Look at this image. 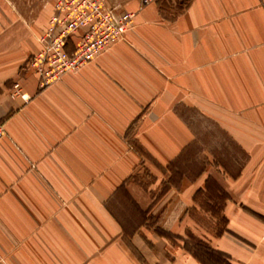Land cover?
Here are the masks:
<instances>
[{
  "label": "crops",
  "instance_id": "0c3cea01",
  "mask_svg": "<svg viewBox=\"0 0 264 264\" xmlns=\"http://www.w3.org/2000/svg\"><path fill=\"white\" fill-rule=\"evenodd\" d=\"M141 2L123 40L44 88L28 61L49 18L0 15V264H205L174 239L199 233L206 193L226 225L202 240L264 264V0H193L174 18ZM187 110L239 147V168H170L199 140Z\"/></svg>",
  "mask_w": 264,
  "mask_h": 264
},
{
  "label": "built area",
  "instance_id": "2783aa9c",
  "mask_svg": "<svg viewBox=\"0 0 264 264\" xmlns=\"http://www.w3.org/2000/svg\"><path fill=\"white\" fill-rule=\"evenodd\" d=\"M135 18L136 12L120 11L105 0H57L47 27L38 38L41 47L28 61L39 77V86L44 88L65 74L80 70L123 40ZM72 41L74 49L70 50L68 44ZM14 89L24 100L29 99L26 93H21L19 82ZM5 134L0 118V139Z\"/></svg>",
  "mask_w": 264,
  "mask_h": 264
},
{
  "label": "rangeland",
  "instance_id": "374dc122",
  "mask_svg": "<svg viewBox=\"0 0 264 264\" xmlns=\"http://www.w3.org/2000/svg\"><path fill=\"white\" fill-rule=\"evenodd\" d=\"M56 1L57 0H0V15H7L6 17L8 18L6 11L11 8L16 12L15 15H20L24 18H27L28 21L32 22L33 25L40 24L42 26L52 14ZM105 1L108 5L116 7L120 11H134L130 8L134 0ZM192 1L193 0H150L148 3H155L159 6L163 15L174 18L184 12L192 3ZM142 3L147 4L144 0H142L141 4ZM186 116L192 122L194 127L198 129L199 140L190 149L189 155L192 157L183 163L182 161L174 162L172 165H170L171 169L176 170L178 168L179 172L180 170L184 169V173L188 172L191 176H193L196 173V170L207 164L219 165V163H231L232 165H235H233L235 169L239 168L240 164H242L244 160V155L242 152H240L239 147L235 145L234 142H232L224 132L219 130L211 121H202V119L196 115L194 110H187ZM204 149L206 150L207 154L210 153V157L209 154L208 156L204 154ZM197 154L201 156L198 157L196 156ZM180 176V174L175 173L173 179L179 180ZM134 178L136 179L135 181L137 185L141 186L142 189H146V187L150 183H153L155 179L152 172L143 164L139 168L138 172H136L134 175ZM150 192L151 198L157 196L158 191ZM207 195H209V193H206L205 196L202 194L198 195L201 206L200 210H197L196 213L197 217L199 218V224L201 225V227H199V233L195 235L189 232L190 234L188 233L186 238H183L182 240L174 239L175 242L183 243L184 245H188L189 247L199 250V246H202V244L200 245V240H202L200 236H205L206 233L210 235L212 233H216L217 231H222L225 228V221L218 211L219 206L209 204L208 200L206 199ZM209 196L211 197V195ZM147 198L149 199V197ZM123 208H125V213L127 211L128 214L130 213V215H133L129 206L125 204ZM203 209H209L210 211L215 212L218 211L219 220H213L212 216L209 214L206 215V212L204 213ZM134 213L137 215L136 212ZM203 241L204 243L208 244L205 239Z\"/></svg>",
  "mask_w": 264,
  "mask_h": 264
},
{
  "label": "trees",
  "instance_id": "16d2710c",
  "mask_svg": "<svg viewBox=\"0 0 264 264\" xmlns=\"http://www.w3.org/2000/svg\"><path fill=\"white\" fill-rule=\"evenodd\" d=\"M199 250L189 247L193 251L194 255L202 259L205 264H231L225 257V255L219 251L212 249L208 244L200 240Z\"/></svg>",
  "mask_w": 264,
  "mask_h": 264
}]
</instances>
